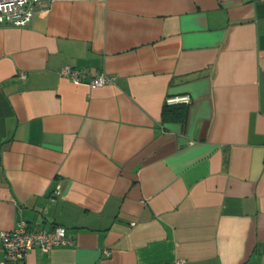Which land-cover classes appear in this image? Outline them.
<instances>
[{
  "label": "crops",
  "instance_id": "0c3cea01",
  "mask_svg": "<svg viewBox=\"0 0 264 264\" xmlns=\"http://www.w3.org/2000/svg\"><path fill=\"white\" fill-rule=\"evenodd\" d=\"M20 221L73 242L17 264H264V0H47L0 25V230Z\"/></svg>",
  "mask_w": 264,
  "mask_h": 264
},
{
  "label": "built area",
  "instance_id": "2783aa9c",
  "mask_svg": "<svg viewBox=\"0 0 264 264\" xmlns=\"http://www.w3.org/2000/svg\"><path fill=\"white\" fill-rule=\"evenodd\" d=\"M44 2L47 0H0V25L17 27L29 25L36 12V6ZM60 74L69 76L73 83H83L90 87L101 86L111 81V77L104 73L93 76L71 65H63ZM190 102L189 94L166 97L168 105H188ZM55 192L58 193L59 188ZM0 241L3 250L0 264H17L29 250L34 248L48 251L57 246L71 245L73 242L63 225H55L50 229H30L23 221L11 230H0Z\"/></svg>",
  "mask_w": 264,
  "mask_h": 264
},
{
  "label": "trees",
  "instance_id": "16d2710c",
  "mask_svg": "<svg viewBox=\"0 0 264 264\" xmlns=\"http://www.w3.org/2000/svg\"><path fill=\"white\" fill-rule=\"evenodd\" d=\"M184 113V112H183Z\"/></svg>",
  "mask_w": 264,
  "mask_h": 264
}]
</instances>
